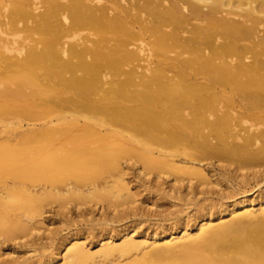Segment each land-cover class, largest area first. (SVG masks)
Returning a JSON list of instances; mask_svg holds the SVG:
<instances>
[{
    "label": "bare ground",
    "instance_id": "1",
    "mask_svg": "<svg viewBox=\"0 0 264 264\" xmlns=\"http://www.w3.org/2000/svg\"><path fill=\"white\" fill-rule=\"evenodd\" d=\"M38 3L0 0V234L24 231L23 209L38 201L26 179L44 180L42 191L49 185L54 191L56 183L72 175L82 180L81 171L97 167L83 156L104 161L128 153L90 148V137L104 142L121 133L112 123L134 121L133 131L143 137L126 141L208 147L246 114L264 120V0H47L40 12ZM30 19L22 27L42 37L17 46L11 31ZM26 142L37 144L34 165L25 164ZM149 151L141 155H166ZM235 207L245 210L233 209L228 222L210 221L194 236L185 230L149 245L165 240L160 247H177L165 250L174 256L161 264H264L263 232L242 234L255 206L241 200ZM258 209L264 213V205ZM143 243L103 244L98 256ZM70 248L65 264L95 257L79 245Z\"/></svg>",
    "mask_w": 264,
    "mask_h": 264
},
{
    "label": "rangeland",
    "instance_id": "2",
    "mask_svg": "<svg viewBox=\"0 0 264 264\" xmlns=\"http://www.w3.org/2000/svg\"><path fill=\"white\" fill-rule=\"evenodd\" d=\"M45 3L47 0H40L37 10H44ZM0 14L2 17L4 12ZM232 16L237 19L240 15ZM24 22L32 24V19L21 21L20 28L15 33L11 31L9 37L17 46L23 43L29 47L42 35L41 32L25 30L22 27ZM132 103L135 104L134 101L125 104ZM222 104L224 102L219 105ZM133 123L131 119H123L114 126L112 123L111 127L121 133L104 142L89 138L90 148L118 146L129 152L113 160L106 158L107 162L105 158L100 161L92 155L83 156L82 160L97 164L95 168L81 171L84 179L69 176L68 181L56 183L57 187L52 184L53 188L56 187L54 191L50 185L48 191H42L46 187L44 180H25L27 192L36 194L38 201L23 209V213L21 211L24 231L0 234V264H65L64 254L74 245L83 247L84 252L95 257L71 264H127L134 260L161 264L174 256V252L164 253L165 250L177 247H160L165 240L149 245L154 238L170 239L173 235L184 234L185 230L194 236L199 227L207 226L210 221L213 222L208 225L221 218L228 222L227 219L236 216L233 209L237 215L243 214L245 209L234 208V203L241 200L255 206L248 217L252 225H246L248 228L242 234L247 235L252 229L257 236L261 232L264 234V213L256 210L264 205V120L246 114L231 128L220 130L214 143L208 147L200 142L197 147L185 142L161 144L150 141L143 144L138 142L143 135L136 136ZM27 127L25 124L24 129ZM0 128H3L1 124ZM128 135H135L139 140L123 139ZM69 138L70 141L65 139L70 143L73 137ZM34 144L25 143L28 150L26 166L37 163L38 159L33 155L36 149H32ZM145 149H162L166 155L159 156L151 151L149 156H142L149 151ZM249 152H263V155L254 157ZM192 155L197 158L195 163L191 162ZM65 183L69 184L66 186ZM69 185L75 187L70 190ZM46 192L52 196L48 193L49 197H46ZM131 240L144 243L128 252L115 251L111 258L98 256L103 244L121 248ZM146 240L149 242L145 243Z\"/></svg>",
    "mask_w": 264,
    "mask_h": 264
}]
</instances>
